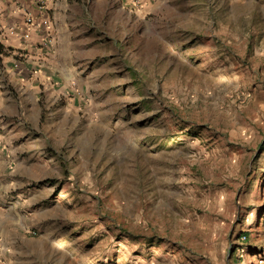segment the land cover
<instances>
[{"label": "rangeland", "instance_id": "1", "mask_svg": "<svg viewBox=\"0 0 264 264\" xmlns=\"http://www.w3.org/2000/svg\"><path fill=\"white\" fill-rule=\"evenodd\" d=\"M133 2L2 135L0 264H264V0Z\"/></svg>", "mask_w": 264, "mask_h": 264}, {"label": "crops", "instance_id": "2", "mask_svg": "<svg viewBox=\"0 0 264 264\" xmlns=\"http://www.w3.org/2000/svg\"><path fill=\"white\" fill-rule=\"evenodd\" d=\"M106 2L0 0V166L10 160L5 146L8 141L2 135L7 129L10 133L22 131L19 118L23 111L27 106L39 109L40 87L46 88L56 76L63 53L69 60L72 42L78 36L76 26L86 25ZM124 2L134 4L133 0Z\"/></svg>", "mask_w": 264, "mask_h": 264}, {"label": "built area", "instance_id": "3", "mask_svg": "<svg viewBox=\"0 0 264 264\" xmlns=\"http://www.w3.org/2000/svg\"><path fill=\"white\" fill-rule=\"evenodd\" d=\"M26 21L29 22V23L31 22V18H30V16H28V17L26 18Z\"/></svg>", "mask_w": 264, "mask_h": 264}, {"label": "trees", "instance_id": "4", "mask_svg": "<svg viewBox=\"0 0 264 264\" xmlns=\"http://www.w3.org/2000/svg\"><path fill=\"white\" fill-rule=\"evenodd\" d=\"M190 131L188 130L187 133H189Z\"/></svg>", "mask_w": 264, "mask_h": 264}]
</instances>
